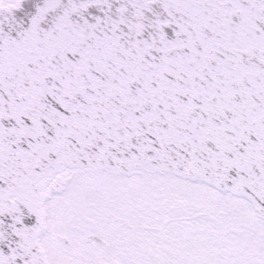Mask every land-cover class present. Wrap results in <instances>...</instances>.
Masks as SVG:
<instances>
[{
    "label": "snow or ice",
    "instance_id": "obj_1",
    "mask_svg": "<svg viewBox=\"0 0 264 264\" xmlns=\"http://www.w3.org/2000/svg\"><path fill=\"white\" fill-rule=\"evenodd\" d=\"M0 264H264V0H0Z\"/></svg>",
    "mask_w": 264,
    "mask_h": 264
}]
</instances>
